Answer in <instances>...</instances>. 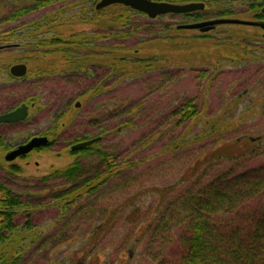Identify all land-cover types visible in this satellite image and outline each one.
<instances>
[{"label":"trees","instance_id":"trees-1","mask_svg":"<svg viewBox=\"0 0 264 264\" xmlns=\"http://www.w3.org/2000/svg\"><path fill=\"white\" fill-rule=\"evenodd\" d=\"M1 1L6 7L11 1L17 3L19 7L12 16L16 20L27 19L25 33L17 35L22 39L21 44L0 51V55L15 54L2 60L4 74H9L13 63L32 64L27 80L22 83L29 86L24 101L33 102L41 93H50L51 87L46 81L59 76L64 84L73 86L69 89L71 94L78 92L79 97H88L82 105L89 106L96 99V103L99 100L104 106L103 97L111 95L112 86L125 82L142 84L155 72L168 84L175 76L184 75V64L189 63V67H193L191 75L203 84L223 69L226 59L237 66L255 63L258 55L264 56V38H261L264 36L245 37V41L239 43L237 36L227 34L232 28L225 25L203 32L198 38L214 41L218 47L242 50V55L223 56L216 51L215 56H202L199 60L188 58L184 64H181L184 60L175 62L174 52L170 51L182 46L174 41L180 39L182 30L178 26L182 22L234 15L218 0H155L206 3L203 11L156 19L119 4L97 9L96 0ZM74 2L78 5L71 8ZM248 8L256 12V19H264V0H248ZM67 10L69 13L73 10V15ZM10 19L11 14L3 16L0 26L7 27ZM70 22L88 24L89 28L71 30L68 34L58 31V27ZM8 30L0 35V39L6 38L7 44L10 42ZM164 41L172 45L168 49L154 48L155 43L165 45ZM249 54L253 58H247ZM200 62H205V67H195ZM236 86L240 88L237 91L235 86L229 88L225 102L216 105L203 99L204 87H197L196 95H185L172 103L161 124L154 128L142 117V108L147 105L150 94L140 99L123 97L116 110L118 115L94 116L74 133L68 131L67 124L61 123L64 113L58 115L51 133L54 139L41 149H50L61 139L70 148L68 155L74 160L39 177L36 181L41 183L42 190L28 193L17 192L11 186L18 184L10 174L22 172L21 167L18 164L7 166L5 176L0 175V233L20 228L25 232L33 230L45 206L50 209L56 205L57 212L63 216L76 207L80 220L82 218L88 226L83 240L86 249L94 245L95 239H103L109 231L124 227L126 222L137 224L148 220V225L142 228L143 236L137 238L131 227L128 245L139 252L140 245L147 242L149 249L158 253L155 258L161 264H264V149L261 153L250 150L256 140L243 129V124L248 125L245 109L252 111L246 108L250 99L242 93L246 92L242 89L246 84ZM248 92L257 95L255 89L249 88ZM129 127L140 135L133 144L137 156L132 157L128 149V157L122 160V152H112L102 143L112 136L117 138ZM96 131L99 132L94 135ZM95 137L101 140L87 148L72 150V145ZM256 147H264V134L257 138ZM194 152L198 153L196 157L191 156ZM165 155L171 161L187 158L188 165L175 183L146 186L135 192L127 190L120 195L122 198H116L115 194L112 202H104V193L114 185L127 188L124 181L131 177L135 180L140 168L151 172ZM84 156H95L98 160L88 161ZM189 157L192 164L188 163ZM41 191L46 193L39 199L35 192L40 194ZM116 191L108 193L111 196ZM53 231L49 234L43 231L38 236L40 240L34 242L36 248L52 240ZM33 239L36 241L35 237ZM34 250L26 251L23 247L20 259L32 257ZM72 261L70 264H85Z\"/></svg>","mask_w":264,"mask_h":264},{"label":"rangeland","instance_id":"rangeland-1","mask_svg":"<svg viewBox=\"0 0 264 264\" xmlns=\"http://www.w3.org/2000/svg\"><path fill=\"white\" fill-rule=\"evenodd\" d=\"M99 1L100 0H96L95 4ZM218 1L225 3V8H228L234 12V15L228 17H237L243 20L248 19L253 21H264V19L255 18L256 12L251 11L248 8V0ZM76 5L78 4L74 2L71 8ZM9 7V4H7L6 7L4 2L0 0V19L8 14ZM67 11L69 13V10ZM70 13L73 15L74 11L70 10ZM42 14L43 12L39 14V17H41ZM214 18H217V16H214ZM192 22H194V20H189L186 22L184 21V23ZM8 25L9 24H7V27L0 26V35L3 34L2 32L8 30ZM225 25L232 28L231 31L228 30L230 32L227 34L230 33L237 36L238 38L236 42L239 43H243L245 41V37L247 38L254 35L264 36V30L260 27L237 24ZM88 26V24H79L78 22H75L74 24L73 22H70L64 27H58V31L68 34L71 30H87L89 28ZM200 34L201 32L195 29H182V32L179 33L180 39L174 40L175 42H180L182 46L180 49L174 48L172 51H170L171 53L174 52L173 59L176 60V63L182 62V60H184L183 63H181L184 64L188 58H196V60H199V58L202 56H215L216 51H219L223 56L242 55L241 49V51H238L237 49H228L227 46L218 47L214 41L199 39L198 37ZM163 43L167 47H164L165 45L160 46L159 43H155L154 48L168 49L169 46L172 45V43L169 41H164ZM2 54L5 55V59L11 57L12 55L11 53ZM247 56V58H253V55L251 54ZM224 62L223 65L225 66H223V69L216 71L212 78L209 76L210 78L206 79L203 84L199 79L191 75L190 72L193 67H189L191 65L189 63L184 64V75H180L178 77L175 76V80L173 82H169L168 84H165V81L162 80L157 72L153 73L148 81L142 82V84H134L132 82H125L124 84L120 83V85H117L116 87L112 86L110 96L103 97V102L105 101L104 106L99 104V100L98 103H96V99L92 100L89 103L91 104L89 106L84 104L82 105V103L85 101V98L88 97H79L78 92L74 95L71 94L69 89H71L73 86L70 84H64L63 81L59 79V76L50 77L46 81L51 87L49 89L50 93H47L46 91V94H41L40 99L44 102H37V108L30 110V115L33 116L30 122H26V124L21 125L15 124V126H4L0 128L1 130L5 131L4 143L6 144L4 148H0V175L7 173V166L10 164H18L23 171H17V174L15 175L10 174V178H14V183L18 184H11V186H13L14 190L17 192L28 193L29 191L32 192L41 189V183L36 181L39 179V177L48 175L53 171V169L67 166L74 160L71 155H68L70 148H67L61 139H59V142L56 141V144L52 145L50 149H39L38 151L27 155V157L17 158L13 162L5 161L6 153L10 152L8 149L16 147V144L24 139L29 140L31 134L45 131L48 126L54 125L58 115L64 113V115H62L64 117L61 118V123L67 124L69 126L68 131L74 133L77 132L79 128H84V122L90 120V118L94 116L103 117L105 115L111 114L118 115L116 110L120 105L119 101L123 97L127 99H140L142 98V95H146L147 97V95L150 94L151 96L149 97L147 105L142 108V117L149 123L150 128H154L155 125L161 124L164 115L167 114L165 111L172 103L185 95H196V93L199 91L197 87H204L205 89L203 94L205 95V98L203 99H205V101L210 100L212 104L216 105L225 102L227 99L226 97L229 95V88L235 86V91H237L240 87H237L236 85L246 84V87L242 88L243 90L245 89L246 92L242 93H246L245 96L248 97V100L250 99L246 104V108H251L252 111H250V109H245V119L247 120L248 125L246 126L243 124V129H245L246 132L252 135L253 139L256 140V143L251 145L250 150L255 149L259 151L258 153H261L264 147L259 149V147L256 146L257 138H261L264 134V110L261 109L264 107V56L258 55L255 63L245 62L243 65L237 66H233V64H231L227 59ZM204 63L205 62H200L198 65L195 64V67L203 68L205 67L203 66L205 65ZM31 65L32 64L29 63V69L31 68ZM159 85L162 86L161 88L157 89ZM209 86L212 88L211 90ZM249 88L257 90V95L251 92L247 93ZM28 89V85L19 83L16 85V87L13 86L12 88L6 90L5 97L10 99H14L15 96L23 97L26 93V90ZM150 89H152L153 92H151L152 90L150 91ZM63 91L66 92L62 93ZM46 95L49 96L46 97ZM71 100L72 104H69ZM78 102H80L81 106L77 107L76 104ZM14 105L0 106V112L9 110L14 107ZM163 108L164 110H162ZM38 111L40 112L37 115ZM252 116H255V119H252ZM114 120L117 121V116ZM127 129L129 131H122L121 134H118L117 138L113 139L112 136V138L102 143L105 146H108L112 152H122V156L124 155L122 160L128 157V149L130 150L132 157L137 156V153L133 148V144L135 138H139L140 135L136 130L132 131V127ZM98 132L99 131L94 132V135ZM26 136L29 137L26 138ZM51 138L52 140L54 139L53 136H51ZM7 146H9V148H6ZM157 150L160 151V148ZM197 154V152H194L191 156L196 157ZM192 157H189L188 159L189 164H192L193 162L190 160ZM84 159H87L88 161L98 160V158L95 156H91L90 158L84 156ZM187 165L186 157L184 160L181 158L177 161H171L169 156L165 155V157L162 159V163L156 164L151 172H149L147 168H140L136 172L138 173V177L136 176L137 178L135 180L132 177L128 181L123 180L127 183V188L129 189L126 187L123 189L122 187H116V185H114L108 191L113 189H117V191L111 196L109 195L108 191L104 193V202H112L114 200L113 197L115 194L117 195L116 198L118 196V198H122L120 195L125 194L127 190L130 192H135L136 190H140L146 186H157V184H173L178 179L180 172ZM53 189L54 186H52L50 189L51 193ZM38 193L39 192H35V195H37V197L40 199L41 196L45 197L46 191H41L40 194ZM1 195L2 194H0V196ZM141 200L142 199L140 198L139 201ZM53 206H51L50 209L46 208L49 206H45L43 208L41 211L42 218L37 222L38 226L33 230L25 232L22 228L15 229L14 235L9 237L5 245L0 244V251H2L5 256L10 258V256H13L14 254L17 255L19 252L21 253V249L23 247L26 251L35 249L34 257L36 262L33 257L29 256L31 257L29 258L26 256V262L23 264H32L33 262L36 264H61L62 260L66 261L65 263L67 264H70L72 260V262L83 261L85 264H161V262L157 261L155 258V255H158V253L156 254L153 249L150 250V245L147 242L144 241L140 245L141 250H139V252H137L135 248L128 245L131 227L133 226L135 232L134 234L137 238L143 236L142 233L144 230L142 228L148 225V220H143L142 222L140 221L137 224H130L126 222L124 227L118 226L116 229L109 231L110 234L106 235V237L103 239H95V241L92 242L94 245H91L86 249V245H84L83 240L85 238L84 229L88 228V226L84 225V220H82V218L80 220V214L76 212V207L75 210L72 209L70 213L66 214V216H63V214H59L57 212L55 208L56 205ZM52 230H55L51 233V235H54L52 240H47L46 243L42 244L39 248H33L37 244H34V242L40 240L38 236H40L43 231L49 234ZM177 232L178 231L175 230V234H177ZM34 237L36 241L32 242ZM130 253L132 254L130 255ZM46 254L48 257L45 256Z\"/></svg>","mask_w":264,"mask_h":264},{"label":"water","instance_id":"water-1","mask_svg":"<svg viewBox=\"0 0 264 264\" xmlns=\"http://www.w3.org/2000/svg\"><path fill=\"white\" fill-rule=\"evenodd\" d=\"M123 5L125 7H131L135 11H140L144 13L146 16L156 19L163 15H181L188 14L194 11H203L206 7V3L204 2H195L191 1L190 3H173L166 1H155V0H100L96 3L97 9H105L108 6L112 5ZM264 14V9H262ZM230 24V25H249L253 27H260L264 30V21L261 20H243L240 18H232V17H222V18H214L210 20L203 21H195L192 23H182L178 26L179 29H187V30H198L199 32H210L214 30L215 27ZM4 48V46H1ZM11 74L18 77H24L28 73V65L25 63L13 64L10 70ZM79 102L77 105L79 106ZM28 115V107L26 104L22 105L18 109L14 111L4 113V115H0V123H15V121L25 120ZM101 140V137H95L91 140L82 141L80 143L74 144L71 146L72 150H80L82 148H87L91 146V144L98 142ZM50 144V138L46 136H37L31 138L26 144L18 146L15 150L8 152L5 157V161L13 162L18 157H23L29 154L30 152L38 149L39 147H46Z\"/></svg>","mask_w":264,"mask_h":264},{"label":"flooded vegetation","instance_id":"flooded-vegetation-1","mask_svg":"<svg viewBox=\"0 0 264 264\" xmlns=\"http://www.w3.org/2000/svg\"><path fill=\"white\" fill-rule=\"evenodd\" d=\"M18 7H19V5L17 3L15 4L14 1H11L10 7L8 9V15L11 14V19H10V22H9V25H8V27H9V30H8L9 32L8 33H9V36H10V38L8 40L10 42L7 44L5 42V39L6 38L1 37V39H0V47L1 46H4V48H1L0 51L3 50V49H6V48L12 47V46H18L22 42L21 37H19L17 35L18 34L22 35V33H25L24 32L25 31L24 25H26V22L25 21L27 19L25 20L24 18H21V20H16L14 18V16H12L14 14L16 8H18ZM41 31H43V30L41 29ZM38 36L42 37L41 35H38ZM13 55H15V54H12L11 57ZM4 56L5 55H3V54L0 55V106H4V105H14V104H16V105H14V107H12L9 110H6L4 112H0V115H4V113L14 111L15 109H18L19 107H21L24 104H26L27 107H28V115L25 117L26 118L25 120L15 121V123H7V122L0 123V128L1 127H4V126H15V124H18V125L26 124V122H30L31 118H33V116L30 115V110L37 108L36 107L37 106V102H44L40 98L39 99H35V101H33V102H30V101H24L23 97H21V96H17L16 97L14 95L15 96L14 99H10V98L5 97L6 90L12 88L13 86L16 87V85H18L19 83H24V81L27 80V75L29 74L30 69H29V64L23 62V63H25V64L28 65V73L26 74V76H24V77H18V76L12 75L11 72H10V70L12 68V65L13 64H18L19 63L18 62V63H13L9 67V74L10 75L9 74H4V71L2 70V67H3L2 60H5ZM41 94L43 95V93H41ZM79 106H81V105L79 104ZM77 107H78V105H77ZM39 112L40 111L37 112V115L39 114ZM54 126H55V122H54V125L48 126L45 131H41V132H38V133L31 134V137L29 138V140H31V138L37 137V136H46V137L50 138V142H51L52 141V138H51L52 134L51 133H52V129L54 128ZM4 136H5V131H3V130L0 129V148H4L6 146V144L4 143V141H5L4 140ZM28 137L29 136H26V138H28ZM29 140L28 139H24L21 142H19L18 144H16V147L11 148V149H8V150L11 152L12 150H15L18 146L26 144ZM41 148H44V147H39L38 149H35L32 152L38 151ZM32 152H30L29 154H31ZM29 154H27V155H29ZM27 155L26 156H23V157H18V158H25V157H27ZM12 235H14V230L11 231V232H9V233H7V232H1L0 233V242H1L0 244L5 245V243L9 239V237H11ZM6 237H8V238L5 240ZM33 248H36V246H34ZM0 249H1V247H0ZM0 253H1V256H0V258H1L0 259V264H23L24 262H26L25 261L26 257L23 260L20 259L21 258L20 257V252L17 255L14 254L13 256H10V258L7 257V256H5L2 251H0ZM131 254L132 253H130V255ZM34 256H35V253L33 252L32 253V257L34 258V260L36 262V259H35ZM36 256H39V255H36ZM45 256H47V254ZM132 257H133V255H132ZM35 262H33L32 264H34ZM65 262L66 261L62 260L61 264H67Z\"/></svg>","mask_w":264,"mask_h":264}]
</instances>
